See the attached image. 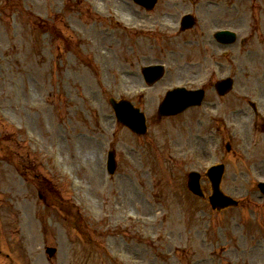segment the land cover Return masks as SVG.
I'll return each mask as SVG.
<instances>
[{"label":"rangeland","instance_id":"obj_1","mask_svg":"<svg viewBox=\"0 0 264 264\" xmlns=\"http://www.w3.org/2000/svg\"><path fill=\"white\" fill-rule=\"evenodd\" d=\"M82 1L0 0V153L11 145L35 158L65 201L62 210L45 208L42 221L31 216L15 236H0V264H264V198L255 194L264 179L263 48L249 54L236 44L220 57L222 75L238 76L224 98L209 91L204 104L160 118L165 90L182 80H174V63L175 75L149 91L138 80L140 65L158 58L134 54L135 4ZM13 3H22L19 14L5 12ZM61 32L80 45L74 54ZM110 96L131 98L146 111L145 135L116 122ZM113 147L118 170L110 176L106 160ZM0 155L5 186L16 170ZM222 161L224 188L243 198L242 206L217 213L190 195L182 202L183 173ZM172 186L180 195L171 194ZM47 246L57 247L54 258Z\"/></svg>","mask_w":264,"mask_h":264},{"label":"water","instance_id":"obj_2","mask_svg":"<svg viewBox=\"0 0 264 264\" xmlns=\"http://www.w3.org/2000/svg\"><path fill=\"white\" fill-rule=\"evenodd\" d=\"M159 67H160L159 69L160 72L157 74L161 75L162 67L161 66ZM228 85L229 84H227L226 87H228ZM190 102L192 101L189 93L184 92L183 90L180 89L174 90L168 93V96L163 104L162 110L164 113L177 112L185 108ZM113 103L114 106L117 108V112L121 119L127 122V124H129L136 131L145 130V124L142 117L143 115L138 111L134 110L135 108L129 102L128 103L126 101L116 102L115 100H113ZM194 187L196 189H199L198 185H195ZM211 199L215 205H221L231 201L229 198H227L220 192L218 179L215 180V192Z\"/></svg>","mask_w":264,"mask_h":264},{"label":"flooded vegetation","instance_id":"obj_3","mask_svg":"<svg viewBox=\"0 0 264 264\" xmlns=\"http://www.w3.org/2000/svg\"><path fill=\"white\" fill-rule=\"evenodd\" d=\"M198 11L202 12V20L203 24L202 27H196L193 31L192 38L186 40L188 46L190 49H193L195 47H200L205 49L210 43L216 42L214 39V36L210 34V30L216 25V16L212 13V8H198ZM166 13L164 12L163 15ZM141 19V17H138ZM146 20L149 22H156L157 18L156 15L154 16H148L146 17ZM213 56H215V52L213 53ZM204 57H207L204 55ZM196 74V73H195Z\"/></svg>","mask_w":264,"mask_h":264}]
</instances>
